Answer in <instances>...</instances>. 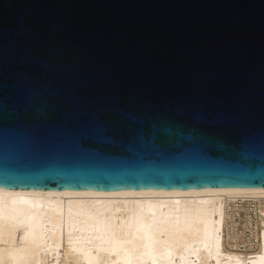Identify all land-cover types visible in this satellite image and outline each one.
<instances>
[{"label":"water","instance_id":"obj_1","mask_svg":"<svg viewBox=\"0 0 264 264\" xmlns=\"http://www.w3.org/2000/svg\"><path fill=\"white\" fill-rule=\"evenodd\" d=\"M0 188H264V0H0Z\"/></svg>","mask_w":264,"mask_h":264},{"label":"bare ground","instance_id":"obj_2","mask_svg":"<svg viewBox=\"0 0 264 264\" xmlns=\"http://www.w3.org/2000/svg\"><path fill=\"white\" fill-rule=\"evenodd\" d=\"M239 211L256 216L251 251L239 244ZM0 264H264V188H0Z\"/></svg>","mask_w":264,"mask_h":264},{"label":"rangeland","instance_id":"obj_3","mask_svg":"<svg viewBox=\"0 0 264 264\" xmlns=\"http://www.w3.org/2000/svg\"><path fill=\"white\" fill-rule=\"evenodd\" d=\"M240 214V216H239ZM255 213L248 211L247 216L244 214L243 211H239L237 216L235 217V222L237 223L238 233H242L240 243L246 245L245 251H251L254 249L252 246L253 243H256V233H257V226H256V216ZM231 244H234V241L231 240Z\"/></svg>","mask_w":264,"mask_h":264},{"label":"built area","instance_id":"obj_4","mask_svg":"<svg viewBox=\"0 0 264 264\" xmlns=\"http://www.w3.org/2000/svg\"><path fill=\"white\" fill-rule=\"evenodd\" d=\"M243 248H245L244 250H246V245H244V247Z\"/></svg>","mask_w":264,"mask_h":264}]
</instances>
